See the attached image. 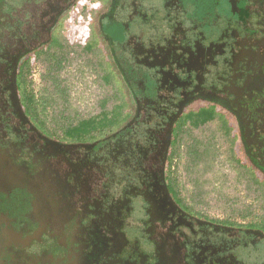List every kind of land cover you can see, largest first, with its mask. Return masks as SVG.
I'll return each instance as SVG.
<instances>
[{
	"label": "rangeland",
	"instance_id": "rangeland-1",
	"mask_svg": "<svg viewBox=\"0 0 264 264\" xmlns=\"http://www.w3.org/2000/svg\"><path fill=\"white\" fill-rule=\"evenodd\" d=\"M26 61L49 130L109 131L34 130ZM181 197L264 220V0H0V264H238V243L263 263L259 234Z\"/></svg>",
	"mask_w": 264,
	"mask_h": 264
},
{
	"label": "trees",
	"instance_id": "trees-1",
	"mask_svg": "<svg viewBox=\"0 0 264 264\" xmlns=\"http://www.w3.org/2000/svg\"><path fill=\"white\" fill-rule=\"evenodd\" d=\"M36 59V58H35ZM34 59V60H35ZM31 64L33 63V61ZM31 64L26 61L24 64H22L23 70L21 71H15L16 73V89L18 90V98L20 102V109L22 113L24 114L25 121H27L34 130L41 133L44 136H47L49 139H51V142L54 137H57L61 140H70L72 138L79 139L82 137L83 139H88L89 141L96 140L98 138V135H92L93 132H96V130H99V134L106 131L108 132L109 129V121L110 118H84L82 120H79L76 124L67 125L69 130H67V135L65 134L66 127L64 128V135L60 136L58 133L49 130L47 127V116H46V109H47V100L45 97L39 98L37 97L33 92H29L27 90V73L30 72ZM196 106V105H194ZM198 106V105H197ZM215 118H206L205 121H210ZM204 124V123H203ZM112 125V123H110ZM202 125V124H201ZM55 139V138H54ZM50 142V143H51ZM176 154V153H175ZM175 154H172V160ZM165 162L167 158L165 157ZM167 187V183H166ZM169 194L172 196L171 192L167 188ZM181 205L177 204L183 211L191 214H198L199 217H194L197 220L205 221L212 226H219L221 227V230L225 229H234V230H253L257 231V233L261 234L264 238V220H261L259 222H233L230 220H220L216 218H211L199 211L193 210L189 206V204L186 203L185 199L183 197L180 198Z\"/></svg>",
	"mask_w": 264,
	"mask_h": 264
},
{
	"label": "flooded vegetation",
	"instance_id": "flooded-vegetation-1",
	"mask_svg": "<svg viewBox=\"0 0 264 264\" xmlns=\"http://www.w3.org/2000/svg\"><path fill=\"white\" fill-rule=\"evenodd\" d=\"M15 72V71H14ZM14 85H15V89H16V84H15V81H14ZM16 104L19 106V108H20V102H19V100L16 102ZM24 118H26V117H24ZM243 231H245V232H247V231H251V232H255L256 234H259V233H257V231H253V230H243ZM220 233V235H221V232H219ZM260 236H261V238H263L262 237V235L261 234H259ZM263 241H264V238H263ZM264 245V244H263ZM238 246H240L241 248H243V249H247L246 247H247V244H245V243H238ZM243 249H239L238 251L237 250H234V249H227L225 252H229V250H232L233 252L235 251V253H236V260H237V262H238V264H245V260H244V258H243ZM240 251V252H239ZM259 264V263H258ZM262 264H264V261H263V263Z\"/></svg>",
	"mask_w": 264,
	"mask_h": 264
}]
</instances>
